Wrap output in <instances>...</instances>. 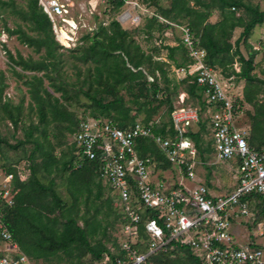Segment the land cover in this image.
I'll return each mask as SVG.
<instances>
[{"label": "built area", "instance_id": "obj_1", "mask_svg": "<svg viewBox=\"0 0 264 264\" xmlns=\"http://www.w3.org/2000/svg\"><path fill=\"white\" fill-rule=\"evenodd\" d=\"M65 1L37 3L51 22L55 40L62 48H70L77 26L63 17L69 8ZM55 18L70 28L65 43L58 37L61 29L56 31ZM157 18L179 30L191 63L176 73L195 77L207 117L201 120L200 108L182 105L184 93L171 113L173 136L153 132L159 120L136 121L122 129L110 118H80L69 144L75 150L74 169L84 161L96 165L95 174L106 185L118 215L116 246L107 248L114 258L111 261L104 253L102 264H159L160 255L167 257L161 264H171L176 254L185 251L199 264H264V146L251 147L247 132L237 126L240 107L234 97L238 95L233 96L228 85L234 76L224 78L206 64L207 52L188 26L175 27ZM10 37L0 18L2 46ZM196 133L210 142L211 164L200 159L189 137ZM143 139L152 142L159 157L138 153V141ZM199 164L225 165L235 190L213 194L196 173ZM11 171L15 173L0 168V264H35L20 250L5 224L7 209L14 202V179L23 182L18 168Z\"/></svg>", "mask_w": 264, "mask_h": 264}, {"label": "trees", "instance_id": "obj_2", "mask_svg": "<svg viewBox=\"0 0 264 264\" xmlns=\"http://www.w3.org/2000/svg\"><path fill=\"white\" fill-rule=\"evenodd\" d=\"M191 1L192 5H190ZM244 1L170 0L169 8L162 10L160 16L176 25H182L185 20L186 24L184 25L189 27L199 45L207 52L206 64L224 78L236 76L238 80L245 81L243 102L249 105L253 104L255 108L249 145L260 147L264 146V104L253 103L254 92L249 88L252 87L250 84L253 82L264 84V81L251 74L254 69L253 55L244 58L239 50V44L248 38L255 26L264 22V12L260 11L258 6H252ZM25 2L27 11H20L21 18L30 24V29L36 33V36H28L20 28L10 30L6 27V19L2 17L1 11L0 18L10 36L14 33L18 34L20 43L33 48L36 53L41 49L44 50V56L38 60L24 59L20 55L16 59L10 56L14 66L20 67L24 73H32L26 82L28 86H32L28 92L33 103L30 108L31 110L35 109L38 120L43 126L40 128L39 125L31 124L25 130L24 142L34 144V149L27 158L31 177L25 183L15 177L14 202L12 207L7 209L5 224L20 250L33 261L47 260L58 253L72 256L74 252L77 253L78 258L89 254L94 260L102 259L103 254L107 253L112 261L114 257L109 253L104 242L98 240L92 245L89 241L90 237L100 234V230H98L101 227L100 223L84 221V226L81 227L77 224L74 216L78 211V201L82 193L85 191L91 193L89 189L91 184L95 185L97 189L96 198L101 197L102 186L95 174L96 165L93 162L84 161L80 168L74 169L73 163L76 157L73 145L65 146L66 150L60 151L61 158H57L54 155L55 146L46 142V129L50 124L63 127L70 135H73L78 128L80 118L77 117L74 109H70L75 97L71 96L64 86L57 85L56 80L50 74V71L55 72L60 65L61 54L58 51L62 50V47L54 40L51 24L38 7L37 0H25ZM123 4V1L117 0L113 3L112 9H119ZM213 9H216L219 15L218 19L211 23L208 20L212 16L211 10ZM239 12L245 13L243 20L238 18L237 13ZM242 21V32L232 44L230 42L231 34L234 29L240 27ZM149 24L150 26L155 24L157 30L162 33L169 29H175L169 24L161 22L156 16L150 18ZM85 40L90 44L79 48L80 55L77 59L82 64L91 66L86 67L84 71V83L87 85V89L83 91L80 88L78 92L82 93L90 102L92 111L88 116L110 118L119 128L123 129L138 121L139 112L146 114L145 119L141 122L148 124L154 120L151 118L153 113L161 106H165L167 119L162 120L160 117V120L158 119L160 125L155 126L153 132L163 135L168 133L173 136L174 131L171 125L173 106L169 96V84L173 81L167 77L166 69H164L165 64L154 61L152 55L145 54L116 21L110 22L107 28H99L91 37L86 36ZM177 40L176 46L165 48L167 60L172 62L176 69L184 68L191 63L180 38L178 37ZM178 53H181L180 62L176 59ZM235 57H237L236 61L240 63L238 73L233 69ZM156 72L159 73L160 79L164 83L162 88L157 84ZM148 77L152 79V82L147 80ZM45 81L48 83L46 87L44 86ZM182 82L187 84L185 92L197 101H201L202 90L196 85L195 77L186 76L181 80ZM176 88L174 85L172 91L175 92ZM257 88L259 87L255 86V91ZM120 89H125L130 93L132 97L130 103L136 108L133 115L132 109L126 107L122 97L119 96ZM2 92L3 88L0 87V109L4 111L3 119L6 118L16 128L21 122L19 108H11L8 102H3ZM159 93L161 94L158 97ZM107 97L111 99L107 100ZM140 98H143L144 101L140 102ZM152 100H157L156 106H152ZM237 103L241 107L242 100H238ZM203 107L205 106L203 105ZM35 132L40 135L34 137ZM38 137H41L43 141L40 142ZM189 137L194 140L200 159L203 162L207 161L208 154L212 151L210 142L205 141L198 133L189 134ZM1 142L3 140H0ZM4 143L11 149H16L18 145L23 144V142H18L16 145L10 146L5 141ZM64 145L61 143L56 147ZM137 150L141 156L148 152L160 156L156 147L148 139L139 140ZM36 153L37 157L38 155L40 157L39 164H34ZM203 153L207 155L204 156ZM209 168L211 167H207V169ZM11 170L12 168H9L8 172H14ZM62 171L70 172V176L65 178L66 191L71 199L69 204L57 192L59 184L55 183L54 178H49ZM41 172L44 173L43 176H39ZM97 181L100 185L95 183ZM104 203L108 212H112L114 215V211L110 207V198H106ZM55 213L56 215H54ZM60 219L63 220V223H60ZM114 223L116 220L110 225L113 226ZM101 231V235L104 237L105 228H102ZM112 244L116 246L115 242ZM185 253L186 263L184 264H199L188 251ZM159 258L161 259L159 264H161L167 257L160 255Z\"/></svg>", "mask_w": 264, "mask_h": 264}, {"label": "rangeland", "instance_id": "obj_3", "mask_svg": "<svg viewBox=\"0 0 264 264\" xmlns=\"http://www.w3.org/2000/svg\"><path fill=\"white\" fill-rule=\"evenodd\" d=\"M65 2H67L69 8H67L68 14L63 17L68 19L69 22L72 21V23L77 26L74 35L75 43L74 46H71L70 48H62V50L58 51V53L61 54L59 58L60 65L55 72L50 71V74H52L54 77L53 79L56 80L55 83L57 85L64 86L65 89L69 91L70 95L75 97L72 100V106L70 109H74L77 117L85 118L88 116L89 112L92 111L90 102L82 95V93L78 92L80 88H82L83 91L87 89V85L84 83V71L86 67L91 66L90 64H82L78 61L77 57L80 55L79 50L81 47L90 44L85 40L86 36L91 37L101 27L107 28L112 21H116L120 25V28L128 33L131 40L135 44H138L145 54L152 55L154 61L163 62L165 64L164 69H166L167 77L169 80L173 81L169 84V96L172 100L173 110L175 106H179V96L186 93L187 84L183 82L181 83V80L185 77H183L182 74L176 73V68L173 63L167 60V50L165 48L167 46L172 47L175 45L174 42H176V44L178 43L177 39L178 37L180 38V32L175 28L162 33L157 30L155 24L152 26L149 24L150 18H152L153 15L163 18L160 16V12L169 8L170 0H126L122 7L115 10L112 9L114 2H107V0H66ZM244 2L249 3L252 6H258L259 10L264 12V0H245ZM37 5H39V3H37ZM190 5H192V1L190 2ZM0 11L2 12V17L6 19V27L10 30L20 28L28 36H36V33L31 31L30 24L21 18L22 14L20 11H27L25 0H0ZM211 12L212 16L208 21L214 22L215 17L213 16L216 15L217 18L219 14L216 9L211 10ZM237 14L239 19L243 20L245 18L244 12H239ZM54 20H56L54 25L57 32L60 29L67 33L69 32L70 28L67 23L63 21L61 22L59 18H55ZM173 24L176 27L183 26L186 23L184 20L182 25ZM241 26H243V21L241 22L240 27L234 29L231 34L230 42L232 44L242 32ZM52 29L53 27L51 28V31ZM52 35L55 40L56 38L53 31ZM18 36V34H12L8 41H6L5 46H2L0 43V87L3 88L2 101L8 102L11 108L18 107L21 120L17 127L14 128L6 118L3 119L4 111L0 109V140H3V142L0 143V168L4 169L3 167H6L5 170H8L9 168H18L22 174V183H25L31 177L30 171L28 170L29 161L27 158L34 149V144L24 142V133L31 124L39 125L40 128H42L43 125L39 122L35 109L33 108L31 110L30 108L31 105L33 106V103L30 100L28 92L32 89V86H28L26 82L30 79L32 73H24L21 71L20 67L14 66L10 60V56L14 59L20 55L24 59L31 58L33 60H38L44 56V50L41 49L36 53L33 48L20 43ZM239 50L244 58L253 55L254 69L251 74L256 76L259 80L264 81V22L261 25L255 26L248 38H245L240 42ZM176 59L180 62L181 53L176 55ZM236 60L237 57L234 58L233 69L238 73L240 70V63ZM144 67L147 68V66ZM25 76H28L29 78H26ZM155 76L158 78L157 84L162 88L164 83L160 79L159 73L156 72ZM147 80L152 82L150 77H148ZM44 83V86L46 87L48 84L47 81ZM174 85L177 87L175 92L172 91ZM228 85L231 89V94H233V96H236V94L238 95V97H234L236 102L242 100V103H240L241 107L239 106L240 110L238 111L237 126L247 132L250 139L252 137L251 127L255 115V108L253 107V104L249 105L246 102H243V93L246 83L244 80H238L236 76H234V80L231 82L229 81ZM250 86L252 87L249 89L254 92L255 97L253 103L264 104V84L253 82ZM255 86L259 87L257 88V91L254 89ZM49 91L51 90L49 89ZM160 94L161 93H159L158 97ZM185 95L186 97L184 98V103L182 105L200 108V119L205 120L207 117V109L201 105L202 102L197 101L187 93ZM119 96L122 97L125 106L132 109L133 115V111L135 112L136 108L130 103L132 100L130 93L125 89H120ZM110 99V97H107V100ZM139 101L143 102L144 99L140 98ZM157 103V100H152V106H156ZM145 116L146 114L144 112H139L137 115L138 121L140 120L141 122L144 120ZM160 117L162 120L167 119L165 106L158 108L151 118L152 120L154 119L158 121V119L160 120ZM46 134V142L55 146L54 155H56L57 158H61L60 151L66 150L65 146H69L73 140V136L63 127L51 124L47 127ZM39 135L40 133L35 132L33 136L37 137ZM205 136L209 140V137L207 135ZM38 140L40 142L43 141L41 137H38ZM4 141L10 146H14L18 142H23V144L18 145L16 149H11L4 143ZM61 143L65 145L63 147H56L57 144ZM207 160L210 164L213 161L211 158H208ZM39 163L40 157L39 155L37 157L36 153L34 164ZM196 173H198L199 177H201L207 187L210 188V191L215 195L226 194L235 190L234 181L225 165L215 164L207 169V167L199 164L196 168ZM69 174L70 172L68 171H62L60 174H53L49 177L50 179L54 178L55 183L57 185L59 184L57 192L68 204L71 202V199L69 193L66 191L67 183L65 178L70 176ZM43 175L44 173L41 172L39 176ZM95 183H98L99 185L101 183V197L99 199L96 198L97 189L95 185L91 184L89 186L91 193L89 194L88 191L82 193V196L78 201V211L74 216L77 220V224L81 227L84 226V221L95 224L100 223L101 227L98 229L100 230V234H95L92 238L90 237L89 241L94 245L98 240H101L106 245V248H109L114 241V237H117L119 226L118 223H114L113 226L110 224L117 219L118 215L115 212L114 215L112 212H108L107 206L104 203L106 198H109L106 185L104 183L102 184V182L99 183L98 181ZM216 186H219V188ZM110 207L113 210L114 207L112 202ZM54 215H56V213ZM60 223H63V220H61ZM102 228H105L104 237L101 235ZM34 262L35 264H102L104 260L103 258L100 260H94L89 254L78 258L77 253L74 252L72 256L58 253L47 260L39 259ZM184 263H186L185 253H179L176 254V257L172 260L171 264Z\"/></svg>", "mask_w": 264, "mask_h": 264}, {"label": "bare ground", "instance_id": "obj_4", "mask_svg": "<svg viewBox=\"0 0 264 264\" xmlns=\"http://www.w3.org/2000/svg\"><path fill=\"white\" fill-rule=\"evenodd\" d=\"M70 24L73 25L72 21H70ZM58 37L61 40V42L65 43V39L67 38V33L61 30V33L58 34Z\"/></svg>", "mask_w": 264, "mask_h": 264}, {"label": "crops", "instance_id": "obj_5", "mask_svg": "<svg viewBox=\"0 0 264 264\" xmlns=\"http://www.w3.org/2000/svg\"><path fill=\"white\" fill-rule=\"evenodd\" d=\"M213 17H215V21H216V19H217V18H216V15H214ZM213 20H214V19H213ZM215 21H214V22H215ZM209 22H210V21H209ZM214 22H211V23H214ZM174 43H175V45H173V46H176V42H174Z\"/></svg>", "mask_w": 264, "mask_h": 264}]
</instances>
